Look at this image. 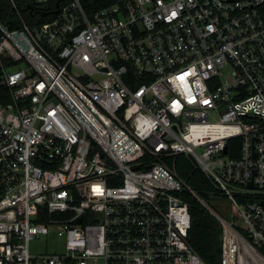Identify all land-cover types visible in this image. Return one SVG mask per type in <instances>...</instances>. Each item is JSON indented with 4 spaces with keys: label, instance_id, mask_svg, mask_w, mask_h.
<instances>
[{
    "label": "built area",
    "instance_id": "obj_1",
    "mask_svg": "<svg viewBox=\"0 0 264 264\" xmlns=\"http://www.w3.org/2000/svg\"><path fill=\"white\" fill-rule=\"evenodd\" d=\"M18 1L0 22V264H207L181 152L233 206L203 201L220 264H264V0H59L34 23ZM50 233L61 250H31Z\"/></svg>",
    "mask_w": 264,
    "mask_h": 264
},
{
    "label": "trees",
    "instance_id": "obj_2",
    "mask_svg": "<svg viewBox=\"0 0 264 264\" xmlns=\"http://www.w3.org/2000/svg\"><path fill=\"white\" fill-rule=\"evenodd\" d=\"M56 0L44 2H32L33 8L27 7V2L18 1L22 16L28 23L40 22L50 19L53 13L41 15V11L55 7ZM112 0H83L82 5L88 16L99 7L110 3ZM0 22L8 28L18 26L19 21L10 0H0ZM4 88L0 85V98ZM6 98V97H4ZM238 137L231 138L228 143L230 154L236 156L238 149L231 151V142H238ZM236 142V143H237ZM173 166L178 174L185 180L194 191L184 189L182 197L189 204L191 224L189 228V240L197 250L201 258L207 264H220V223L216 216L203 203L208 205L210 197H220L218 191L208 179L206 174L184 153L174 154ZM75 264V263H68Z\"/></svg>",
    "mask_w": 264,
    "mask_h": 264
},
{
    "label": "rangeland",
    "instance_id": "obj_3",
    "mask_svg": "<svg viewBox=\"0 0 264 264\" xmlns=\"http://www.w3.org/2000/svg\"><path fill=\"white\" fill-rule=\"evenodd\" d=\"M208 202L211 207L218 210L222 215L230 217L234 209L226 197H210ZM63 238L56 233L43 234L30 241L32 251L52 252L62 249Z\"/></svg>",
    "mask_w": 264,
    "mask_h": 264
},
{
    "label": "water",
    "instance_id": "obj_4",
    "mask_svg": "<svg viewBox=\"0 0 264 264\" xmlns=\"http://www.w3.org/2000/svg\"><path fill=\"white\" fill-rule=\"evenodd\" d=\"M58 4H59V0H56V2H55L56 7L53 8V9H49V10L41 11V15H46V14H49V13H56V12L58 11V7H57ZM27 6H29V7L32 8V5H29V4H28ZM189 158H190L194 163H196L195 160L192 158L191 155H189ZM251 182H252V181L250 180L249 183H251ZM262 203H264V200H262Z\"/></svg>",
    "mask_w": 264,
    "mask_h": 264
}]
</instances>
